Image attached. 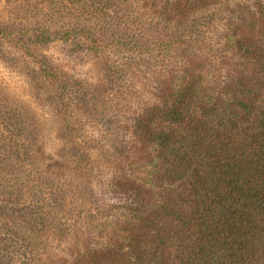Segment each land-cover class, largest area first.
<instances>
[{
	"label": "trees",
	"instance_id": "trees-1",
	"mask_svg": "<svg viewBox=\"0 0 264 264\" xmlns=\"http://www.w3.org/2000/svg\"><path fill=\"white\" fill-rule=\"evenodd\" d=\"M251 3L191 23L179 5L168 34L140 15L118 16L116 24L137 26L124 31L127 60L159 70L130 126L133 140L123 138L113 157L125 171L147 159V170L141 164L121 176L105 205L94 197L93 208L71 217L52 214L58 232L75 237L98 226L100 208L113 210L117 234L107 231L99 242L88 233L89 242L65 260L20 240L26 264H264V0ZM32 178L41 190L54 184L39 172ZM13 248L0 241L3 262L13 264Z\"/></svg>",
	"mask_w": 264,
	"mask_h": 264
},
{
	"label": "rangeland",
	"instance_id": "rangeland-1",
	"mask_svg": "<svg viewBox=\"0 0 264 264\" xmlns=\"http://www.w3.org/2000/svg\"><path fill=\"white\" fill-rule=\"evenodd\" d=\"M70 1L0 0V241L14 244L13 264L25 263L21 247L17 249L20 240L31 239L32 249L43 257L45 251L65 260L89 242L88 233L99 242L107 231L117 234L113 210L100 208L103 213L94 222L98 226L75 237L59 233L52 214L71 217L81 207L93 208L94 197L105 205L113 200L121 176L141 164L147 170V159L125 171L120 157H113L123 138L133 140L130 126L159 70L127 60L124 31L137 26L116 24L118 16L140 15L168 34L179 5L188 23L252 5L251 0H197L198 6H188L190 0ZM102 13L113 16V24L103 15L96 17ZM37 172L54 184L38 188L32 178ZM37 190L43 195H36ZM34 200L44 207L41 212Z\"/></svg>",
	"mask_w": 264,
	"mask_h": 264
}]
</instances>
